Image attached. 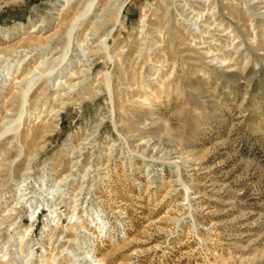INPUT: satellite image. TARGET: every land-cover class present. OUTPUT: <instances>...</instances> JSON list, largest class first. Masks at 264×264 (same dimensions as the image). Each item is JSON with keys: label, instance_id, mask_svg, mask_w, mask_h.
<instances>
[{"label": "rangeland", "instance_id": "rangeland-1", "mask_svg": "<svg viewBox=\"0 0 264 264\" xmlns=\"http://www.w3.org/2000/svg\"><path fill=\"white\" fill-rule=\"evenodd\" d=\"M85 2L0 0V264H264V0Z\"/></svg>", "mask_w": 264, "mask_h": 264}, {"label": "bare ground", "instance_id": "bare-ground-1", "mask_svg": "<svg viewBox=\"0 0 264 264\" xmlns=\"http://www.w3.org/2000/svg\"><path fill=\"white\" fill-rule=\"evenodd\" d=\"M103 3H104V0H86V2L82 5V7H80L77 10L76 14L73 16L74 18L72 19L71 27H70V39L75 37V34L77 32V29H78V26L82 22L89 20V21H93L94 23H96V22L99 23L100 21H103L106 18V16H105L106 15L105 14V8H104L105 6L103 7ZM121 24H122V7L119 9V12H118V15H117V19H116V23L112 27L111 30L112 31L115 30ZM28 56L29 55H27V54H26L25 57H24V55L20 56L19 58H17L15 60L16 61L15 63H12V64L10 63V65H8V68L5 71L6 72V74H5L6 75V80H10V79L12 80V78H11L12 72L14 70L19 72V70L22 68L23 63L25 62V60H26V58ZM29 82H30V80H29ZM30 85H32V84H30ZM30 85H28V86H30ZM31 91H32V87H28L24 91V93H23L24 105L26 103L28 104Z\"/></svg>", "mask_w": 264, "mask_h": 264}]
</instances>
